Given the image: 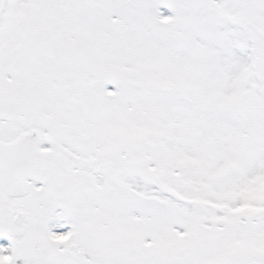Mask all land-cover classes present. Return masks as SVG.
Listing matches in <instances>:
<instances>
[{
	"label": "rangeland",
	"instance_id": "1",
	"mask_svg": "<svg viewBox=\"0 0 264 264\" xmlns=\"http://www.w3.org/2000/svg\"><path fill=\"white\" fill-rule=\"evenodd\" d=\"M29 130L0 264H264V0H0V142Z\"/></svg>",
	"mask_w": 264,
	"mask_h": 264
},
{
	"label": "water",
	"instance_id": "2",
	"mask_svg": "<svg viewBox=\"0 0 264 264\" xmlns=\"http://www.w3.org/2000/svg\"><path fill=\"white\" fill-rule=\"evenodd\" d=\"M38 142L39 135L34 130L21 134L13 143L0 142V172L12 198L23 197L28 182L38 181L46 171V158L39 153ZM25 260L13 264H23Z\"/></svg>",
	"mask_w": 264,
	"mask_h": 264
},
{
	"label": "flooded vegetation",
	"instance_id": "3",
	"mask_svg": "<svg viewBox=\"0 0 264 264\" xmlns=\"http://www.w3.org/2000/svg\"><path fill=\"white\" fill-rule=\"evenodd\" d=\"M39 246V245H38ZM38 246H26L23 250L24 256L28 257V261L26 264H29L32 260H35L39 257V248Z\"/></svg>",
	"mask_w": 264,
	"mask_h": 264
}]
</instances>
